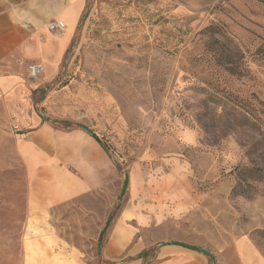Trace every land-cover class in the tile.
<instances>
[{
    "label": "rangeland",
    "instance_id": "obj_1",
    "mask_svg": "<svg viewBox=\"0 0 264 264\" xmlns=\"http://www.w3.org/2000/svg\"><path fill=\"white\" fill-rule=\"evenodd\" d=\"M86 7L58 75L33 101L43 121L61 130L82 125L107 146L114 197L104 192L29 215L14 141L25 131L0 122V264H106L100 233L126 206V176L142 184V171L158 178L178 167H186L193 204L151 243L178 241L206 250L213 264H240L231 246L245 241L263 264L264 0Z\"/></svg>",
    "mask_w": 264,
    "mask_h": 264
},
{
    "label": "crops",
    "instance_id": "obj_2",
    "mask_svg": "<svg viewBox=\"0 0 264 264\" xmlns=\"http://www.w3.org/2000/svg\"><path fill=\"white\" fill-rule=\"evenodd\" d=\"M86 6L87 0H0V122L17 121L25 131L14 141L27 177L31 216L51 215L56 207L104 192L114 197V163L104 146L81 129L61 130L43 121L33 101L34 92L58 75ZM51 22H63L65 29L50 32ZM36 65L43 71L32 78L31 68ZM141 174L142 184L129 177L128 200L107 230L102 260L106 264H212L202 252L176 244L182 242L157 247L151 243L155 230L184 221L193 204L186 167L158 178L154 173ZM114 203V199L109 203V213ZM37 241H33L35 248ZM71 248L81 251L75 245ZM231 248L240 264H262L250 243L238 241ZM38 256L43 255L38 252Z\"/></svg>",
    "mask_w": 264,
    "mask_h": 264
},
{
    "label": "trees",
    "instance_id": "obj_3",
    "mask_svg": "<svg viewBox=\"0 0 264 264\" xmlns=\"http://www.w3.org/2000/svg\"><path fill=\"white\" fill-rule=\"evenodd\" d=\"M37 91H35L34 93H36ZM56 123V122H55ZM63 125L66 127V128H68V127H75V128H77V129H82V130H87L86 129V127H84V126H82V125H72V124H70L69 122H65V123H63ZM104 146V148H105V150L107 151V153H108V150H107V146H105V145H103ZM118 209H119V206H117V209L115 208V210L113 211V213H111V215L109 216V218H108V223H107V225H106V227H105V229H103L102 231H101V233H100V239H99V245L101 244V243H103V239H104V237H105V234L107 233V230L110 228V226L112 225V223H113V220H114V217L116 216V213H117V211H118ZM101 246H102V244H101ZM199 252H202V253H204L205 255H207L208 257H209V259H210V262L213 264V262H214V258H213V256L211 255V254H209V253H205V252H203L202 250H199Z\"/></svg>",
    "mask_w": 264,
    "mask_h": 264
},
{
    "label": "built area",
    "instance_id": "obj_4",
    "mask_svg": "<svg viewBox=\"0 0 264 264\" xmlns=\"http://www.w3.org/2000/svg\"><path fill=\"white\" fill-rule=\"evenodd\" d=\"M48 29L50 32H62L65 29V24L62 22H51L48 25ZM31 77H37L38 74H40L43 70L42 67L39 65L32 66L31 68Z\"/></svg>",
    "mask_w": 264,
    "mask_h": 264
},
{
    "label": "water",
    "instance_id": "obj_5",
    "mask_svg": "<svg viewBox=\"0 0 264 264\" xmlns=\"http://www.w3.org/2000/svg\"><path fill=\"white\" fill-rule=\"evenodd\" d=\"M86 133L89 134L93 139L99 141L98 136H95L90 130H86ZM128 183H129V176L127 175L126 178H125V183H124L123 188H122L123 191H122L121 196H124L126 194L127 188H128ZM176 244H179V245H181V246H183V247H185L187 249H190V250L193 249L195 251H199V249H197L194 246H188V245L181 244V243H176Z\"/></svg>",
    "mask_w": 264,
    "mask_h": 264
}]
</instances>
